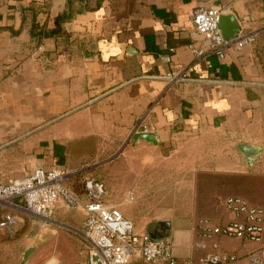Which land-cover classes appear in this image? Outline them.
<instances>
[{"label":"crops","instance_id":"0c3cea01","mask_svg":"<svg viewBox=\"0 0 264 264\" xmlns=\"http://www.w3.org/2000/svg\"><path fill=\"white\" fill-rule=\"evenodd\" d=\"M198 6L233 13L240 33L256 34V42L230 45L218 57L195 28ZM59 15L69 16L64 34L38 43L33 25L51 30ZM190 43L207 49L205 59L194 55ZM189 65L185 79L165 77ZM143 132L155 133L158 143L135 141ZM122 155H182L191 175L263 168L264 0H0V182L52 164L89 169L109 156L110 184L121 175L116 167ZM78 180L76 175L69 182L82 193ZM152 191L149 205L182 206L167 204L161 187ZM110 197L107 204L127 210L120 194ZM15 202L24 205L22 198ZM232 217L224 207L216 219ZM32 218L24 236V252L35 248L30 260L88 264L83 209L59 203L51 221ZM166 220L179 264L195 263L193 218ZM221 244L243 250L238 239L223 237ZM129 264L150 263L135 256Z\"/></svg>","mask_w":264,"mask_h":264},{"label":"built area","instance_id":"2783aa9c","mask_svg":"<svg viewBox=\"0 0 264 264\" xmlns=\"http://www.w3.org/2000/svg\"><path fill=\"white\" fill-rule=\"evenodd\" d=\"M224 13L220 7L198 6L193 11V22L212 53L224 58L230 45H250L256 34H241L225 38L220 25ZM189 48L199 59H205L207 49L190 43ZM209 66H212L210 63ZM193 65L179 71L167 72L170 81L188 77ZM145 127L144 131H147ZM85 168L71 171L52 164L40 166L25 176L0 182V239L15 238L19 217L17 209L50 219L53 208L62 203L68 208H81L85 213L83 234L87 242L88 264H129L135 256L150 264H179L174 244L169 237L154 239L137 231L134 221L123 211L105 202L106 184L103 180L85 174L83 192L79 193L70 180ZM18 198L24 205H18ZM225 209L233 217L221 222L203 216L196 221L195 247L199 251L193 264H264V205L253 203L242 195H230L224 201ZM238 239L243 250L239 253L223 249L222 238ZM185 262L192 264L190 259Z\"/></svg>","mask_w":264,"mask_h":264},{"label":"rangeland","instance_id":"374dc122","mask_svg":"<svg viewBox=\"0 0 264 264\" xmlns=\"http://www.w3.org/2000/svg\"><path fill=\"white\" fill-rule=\"evenodd\" d=\"M180 156L182 155H122L123 158L119 159L116 167L121 175L114 179L112 177L110 184L108 175L111 171L109 167L111 160L108 156L99 164L86 169V173H77V177H81L77 183L81 188L85 174L103 180L108 191L106 200L117 192L123 204L129 203L127 210L118 205L116 207L133 219L138 232V228L147 232L149 224L178 216H191L195 223L203 216L218 218L224 210L225 199L230 195H242L253 203L264 205V166L247 174L200 170L191 175L188 161L182 160ZM147 157L150 160H146ZM125 170L129 173L126 181L123 178ZM191 181L195 187L191 186ZM156 187L158 189L161 187L165 200L169 199L170 202L167 204L173 201L182 206L149 205L147 198L153 193L149 190L155 191ZM16 213L23 217V221L16 228L15 238L0 239V264H22L23 253L28 244L24 236L29 230V222L33 219V214L24 211L23 213L16 211ZM44 220L51 221V219ZM32 256L25 264L28 261L29 264H38L39 259L30 260Z\"/></svg>","mask_w":264,"mask_h":264},{"label":"water","instance_id":"95a60500","mask_svg":"<svg viewBox=\"0 0 264 264\" xmlns=\"http://www.w3.org/2000/svg\"><path fill=\"white\" fill-rule=\"evenodd\" d=\"M220 25L222 28V32L225 38H234L239 36V33L241 32V26L239 24L238 19L233 13H224L220 17ZM145 139L148 142L152 143H158L157 136L155 133H149V132H143L138 133L135 136V141H138L139 139ZM248 150H245V158L249 161H253V156L246 154ZM156 226L155 230H152L153 226ZM171 228V222L169 220H158L154 223L149 224L147 228V234L150 235V237L154 239L159 238H165L169 237V230ZM35 248L33 246H30L26 249L24 252V255L22 257V264H25L29 257L33 254Z\"/></svg>","mask_w":264,"mask_h":264},{"label":"trees","instance_id":"16d2710c","mask_svg":"<svg viewBox=\"0 0 264 264\" xmlns=\"http://www.w3.org/2000/svg\"><path fill=\"white\" fill-rule=\"evenodd\" d=\"M69 18L68 15H59L55 18L56 26L51 30H46L41 28L37 23H35L32 27L31 33L33 38L39 43L44 37L48 36H58L64 34L63 30V22H65Z\"/></svg>","mask_w":264,"mask_h":264},{"label":"flooded vegetation","instance_id":"af4514ba","mask_svg":"<svg viewBox=\"0 0 264 264\" xmlns=\"http://www.w3.org/2000/svg\"><path fill=\"white\" fill-rule=\"evenodd\" d=\"M155 228H157L155 225L152 227V230H155Z\"/></svg>","mask_w":264,"mask_h":264}]
</instances>
